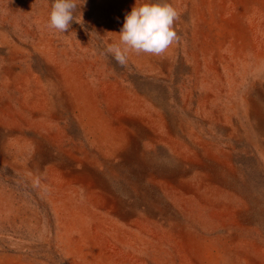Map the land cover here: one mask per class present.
<instances>
[{
    "label": "rangeland",
    "instance_id": "rangeland-1",
    "mask_svg": "<svg viewBox=\"0 0 264 264\" xmlns=\"http://www.w3.org/2000/svg\"><path fill=\"white\" fill-rule=\"evenodd\" d=\"M53 2L0 0V264H264V0ZM144 3L179 42L121 66Z\"/></svg>",
    "mask_w": 264,
    "mask_h": 264
},
{
    "label": "clouds",
    "instance_id": "clouds-1",
    "mask_svg": "<svg viewBox=\"0 0 264 264\" xmlns=\"http://www.w3.org/2000/svg\"><path fill=\"white\" fill-rule=\"evenodd\" d=\"M84 2V0H83ZM76 0H54L49 27L66 32L77 10ZM179 18L177 10L168 3H144L132 7L125 15L119 34V43L109 44L107 52L121 66L127 63L128 54L146 53L163 55L174 43L179 42L174 22ZM38 183V181H37Z\"/></svg>",
    "mask_w": 264,
    "mask_h": 264
}]
</instances>
